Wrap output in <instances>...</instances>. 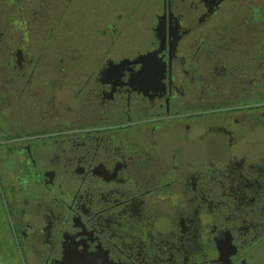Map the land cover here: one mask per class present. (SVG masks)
<instances>
[{
  "label": "flooded vegetation",
  "instance_id": "flooded-vegetation-1",
  "mask_svg": "<svg viewBox=\"0 0 264 264\" xmlns=\"http://www.w3.org/2000/svg\"><path fill=\"white\" fill-rule=\"evenodd\" d=\"M0 264H264V0H0Z\"/></svg>",
  "mask_w": 264,
  "mask_h": 264
}]
</instances>
